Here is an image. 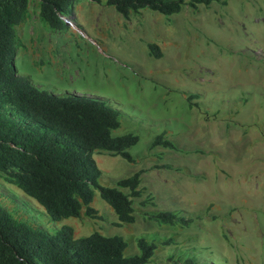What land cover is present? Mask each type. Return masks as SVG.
Returning a JSON list of instances; mask_svg holds the SVG:
<instances>
[{
    "label": "rangeland",
    "instance_id": "obj_1",
    "mask_svg": "<svg viewBox=\"0 0 264 264\" xmlns=\"http://www.w3.org/2000/svg\"><path fill=\"white\" fill-rule=\"evenodd\" d=\"M98 1L72 0L61 26L49 29L29 0L12 65L38 89L117 111L111 135L137 137L127 150L133 162L105 152L92 160L102 187L141 171L134 221L116 225L93 191L97 218L54 222L1 178L0 206L48 235L69 226L76 238L120 237L125 256L137 255L143 239L156 246L146 264H264V0L184 5L168 17L141 10L128 19ZM160 134L173 149L150 148ZM158 211L190 223L158 227L147 218Z\"/></svg>",
    "mask_w": 264,
    "mask_h": 264
},
{
    "label": "trees",
    "instance_id": "obj_2",
    "mask_svg": "<svg viewBox=\"0 0 264 264\" xmlns=\"http://www.w3.org/2000/svg\"><path fill=\"white\" fill-rule=\"evenodd\" d=\"M99 2L98 0H90ZM221 0H106L123 19L149 10L163 16L180 12L186 5L207 7ZM29 0H0V178L33 199L54 222L69 218H97L91 207L93 191L116 217V225L133 223L134 199L141 197V171L120 179L115 187L98 184L99 172L92 160L94 152H105L132 163L127 150L137 137L127 133L112 136L119 128L117 111L104 103L79 96L52 95L19 77L12 65L16 46L15 27L29 17ZM72 0H34L38 20L49 29L61 26L60 16L71 13ZM148 55L159 59L154 44ZM173 149L156 136L150 148ZM126 190V193L123 192ZM148 198L141 205H145ZM148 219L158 227L173 228L190 221L167 211ZM166 240L161 245L167 246ZM137 255L125 256L126 243L116 236L98 233L76 238L69 226L48 235L35 225L13 218L0 206V264H146L156 246L136 241ZM185 264H192L186 261Z\"/></svg>",
    "mask_w": 264,
    "mask_h": 264
}]
</instances>
